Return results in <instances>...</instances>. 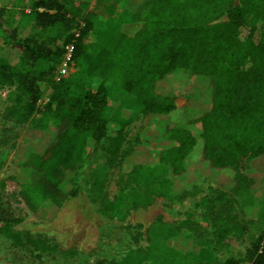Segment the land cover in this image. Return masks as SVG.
Listing matches in <instances>:
<instances>
[{
	"label": "trees",
	"instance_id": "trees-1",
	"mask_svg": "<svg viewBox=\"0 0 264 264\" xmlns=\"http://www.w3.org/2000/svg\"><path fill=\"white\" fill-rule=\"evenodd\" d=\"M83 7L72 0L31 1L28 12L19 13L32 22L31 29L19 38L16 27L9 31L0 6V90H8L1 115L9 124L5 130L14 133L31 122L32 130L51 139L25 150L18 161L24 180L20 194L28 208L53 212L74 198L78 171L100 149L108 164L119 157L121 185L113 201L102 200V214L122 221L126 190L142 179L153 183L164 176L186 193L207 176L222 180L228 192L217 191L199 204L213 238L199 239L200 252L193 256L210 257L211 248L241 239L264 213V175L251 166L264 155V0H126L117 18L106 21L94 12L82 15ZM77 17L83 26L76 37L68 36ZM260 22L254 45L250 36ZM246 23L251 31L241 41L238 29ZM93 31L95 40L89 42ZM68 44L74 71L55 80ZM10 51L17 52L14 62L8 59ZM46 85L51 95L38 111ZM182 89L191 95L179 110L174 99ZM112 109L120 128L108 136ZM138 114L148 117L141 136L120 153L123 126ZM5 158L2 149L0 167ZM16 221L0 204V228ZM189 224L180 226L193 232ZM156 232L147 254L139 258L132 252L122 264L146 259L174 264L177 253L166 246L165 234ZM5 235L14 246L33 252L56 251L41 236ZM218 264H264V230L241 257Z\"/></svg>",
	"mask_w": 264,
	"mask_h": 264
},
{
	"label": "rangeland",
	"instance_id": "rangeland-1",
	"mask_svg": "<svg viewBox=\"0 0 264 264\" xmlns=\"http://www.w3.org/2000/svg\"><path fill=\"white\" fill-rule=\"evenodd\" d=\"M31 1L35 0H1L0 6L4 7L5 19L9 18L8 29L11 31L16 27L19 38L26 37L31 29L32 22L19 17L21 11L28 12L27 6ZM58 1L64 3L67 0ZM125 1L72 0V3L76 7L85 4V7L81 8L82 15L94 12L100 20L106 21L117 18ZM262 25L263 22L258 23L251 33L250 38L254 45L259 42ZM82 26V18L77 17L76 24L67 35L76 37ZM250 31V23L242 25L238 29V39L245 40ZM95 35L94 31L89 33L88 41L94 42ZM16 56L17 52L10 51L9 61L14 62ZM248 67L249 64L246 65V68ZM73 71L70 65L65 75ZM7 94V89L0 90V143H4L0 144V150L6 152V158L0 167V204L9 212L11 218L17 221L0 228V264H122L126 262L125 256L132 252L139 258L148 253L149 240L154 232L158 231V227L162 228V233L168 238L166 246L178 255L174 264H218L229 257H241L248 244L263 232L264 213L241 239H231L226 247L211 248L210 257H194L193 255H197L201 249L199 239L213 238V230L201 220L202 208L199 204L204 199L213 197L217 191L228 192L222 180L207 176L202 177L195 188L186 193L180 185L166 183L164 176H160L159 180L153 183L142 179L133 185L130 192L126 190L128 195L124 202V219L120 221L107 217L100 212L102 200L113 201L119 194L120 166L119 157L112 164H108L100 149L93 152L78 171L75 179L78 191L74 198H67L53 212L43 209L30 210L20 194L19 184L24 180L21 178L18 161L25 150H36L51 139L47 133L32 130L31 122L14 133L5 130L9 124L2 120L1 115ZM50 95V87L44 86L37 102L38 111L48 102ZM190 95L191 92L184 89L176 92V108H186ZM118 101L123 102L122 97ZM119 103H111L110 106L114 109ZM113 109L108 115V136H114L120 128V119L115 116ZM147 120L148 117L138 114L123 126L125 141L120 153L125 151L135 138L141 136ZM251 166L254 171L264 175V155L254 160ZM186 220L190 221L188 227L194 229L193 232L180 226V223ZM159 232L156 234H160ZM5 233L41 236L47 239L50 245L55 246L56 251L52 254H40L28 247L14 246ZM210 245L212 247V244ZM68 252L74 254L66 256L65 253ZM136 264L156 263L146 259Z\"/></svg>",
	"mask_w": 264,
	"mask_h": 264
},
{
	"label": "built area",
	"instance_id": "built-area-1",
	"mask_svg": "<svg viewBox=\"0 0 264 264\" xmlns=\"http://www.w3.org/2000/svg\"><path fill=\"white\" fill-rule=\"evenodd\" d=\"M71 53H72V45L68 44L65 47L64 56L62 58V61L59 65L56 73H55V77H54L55 80L60 79L68 71V67L70 66Z\"/></svg>",
	"mask_w": 264,
	"mask_h": 264
}]
</instances>
